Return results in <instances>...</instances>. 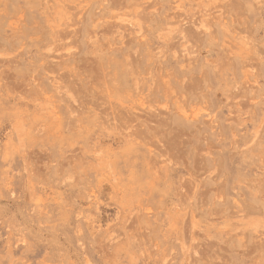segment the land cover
<instances>
[{
  "label": "rangeland",
  "instance_id": "rangeland-1",
  "mask_svg": "<svg viewBox=\"0 0 264 264\" xmlns=\"http://www.w3.org/2000/svg\"><path fill=\"white\" fill-rule=\"evenodd\" d=\"M0 264H264V0H0Z\"/></svg>",
  "mask_w": 264,
  "mask_h": 264
}]
</instances>
